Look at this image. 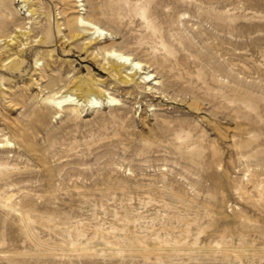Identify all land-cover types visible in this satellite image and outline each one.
<instances>
[{
	"label": "rangeland",
	"instance_id": "rangeland-1",
	"mask_svg": "<svg viewBox=\"0 0 264 264\" xmlns=\"http://www.w3.org/2000/svg\"><path fill=\"white\" fill-rule=\"evenodd\" d=\"M78 1L0 0V264H264V0Z\"/></svg>",
	"mask_w": 264,
	"mask_h": 264
},
{
	"label": "bare ground",
	"instance_id": "bare-ground-1",
	"mask_svg": "<svg viewBox=\"0 0 264 264\" xmlns=\"http://www.w3.org/2000/svg\"><path fill=\"white\" fill-rule=\"evenodd\" d=\"M23 1L27 2L31 0H23ZM82 1L83 0H79L78 2H82ZM82 6L84 5L77 4L75 7L79 8ZM29 12L31 16L36 15V10L31 9ZM75 24H76V28H75V31L73 32L72 37L78 38L81 36H86V37L91 36L89 38L90 46L100 43L101 41L107 39L109 35H111L109 32L102 29L99 26V24L96 23L95 21L84 18V17H79L75 21ZM15 44H19V42L16 41V37L11 42L10 47H13ZM98 55H103L104 59L108 61L107 65L110 66L111 73H114L115 75H119L121 78H123V83H125L126 85L134 84L136 88H139L141 84H147L152 81H156L155 80L156 78L151 73H146V74L142 73V75H145V77L140 76L141 72L144 71L145 65L142 62L137 61L130 54H125L121 51L110 48V49H104V50L99 49ZM10 57L11 56H8L7 59L4 61L9 60ZM4 61H1V54H0V63L3 64ZM18 61H19L18 58L12 59L11 61H9L7 65H10L13 67H16V66L19 67ZM105 70L109 71L107 68ZM139 76L143 80L142 82L137 83L136 80L138 79ZM81 88L83 87H80V86L78 87L79 90H81ZM84 88L86 90V97L84 101H83L84 99L83 97H80V99L79 97L77 98L74 97L75 94H73V92H67L66 95H58V96L55 95V97L51 98L50 100L58 108H62L65 106L80 107L84 105L85 103L87 106L99 108L100 105L102 104L101 100L104 97V95L96 91L92 86L88 84H86ZM107 101L111 105H116L115 103H118V99L116 98H108ZM6 146H10L9 143H7ZM3 147H5V145H1V148ZM11 199H12L11 196L7 197V203L6 201H4L5 204H8L11 201ZM4 207H8V205H4Z\"/></svg>",
	"mask_w": 264,
	"mask_h": 264
}]
</instances>
